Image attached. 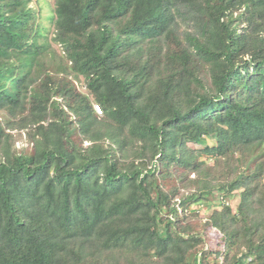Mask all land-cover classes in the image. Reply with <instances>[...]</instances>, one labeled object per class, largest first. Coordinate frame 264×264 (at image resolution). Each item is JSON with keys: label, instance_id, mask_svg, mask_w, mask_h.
I'll list each match as a JSON object with an SVG mask.
<instances>
[{"label": "trees", "instance_id": "1", "mask_svg": "<svg viewBox=\"0 0 264 264\" xmlns=\"http://www.w3.org/2000/svg\"><path fill=\"white\" fill-rule=\"evenodd\" d=\"M34 1L0 0V264H264V0Z\"/></svg>", "mask_w": 264, "mask_h": 264}, {"label": "rangeland", "instance_id": "2", "mask_svg": "<svg viewBox=\"0 0 264 264\" xmlns=\"http://www.w3.org/2000/svg\"><path fill=\"white\" fill-rule=\"evenodd\" d=\"M45 1H48V7L50 8H54V5H55V1L54 0H45ZM34 4L35 6L37 7L38 5L40 6H43L45 7L46 5L44 4L43 0H41L40 2H35L34 1ZM45 13H47V10L45 11ZM45 13L43 14L44 18H46V15ZM43 18V23L46 24L47 21L46 19ZM180 32L183 33V32H186V28L184 25H181V28H180ZM55 46V49L58 50V52H61L60 49H59V46L56 44V45H53ZM83 81V79H81ZM82 90H84L83 88H81ZM94 105H97L96 103H94ZM102 114V113H101ZM15 134H17V137H16V145H15V148H25V149H29L31 147V144L29 142H27L26 140H24V137L23 139L21 138V133H17V132H14ZM192 209L196 210V211H199L200 213V216L203 217L205 214H210L211 211L209 212L207 209H204L203 206H193Z\"/></svg>", "mask_w": 264, "mask_h": 264}, {"label": "built area", "instance_id": "3", "mask_svg": "<svg viewBox=\"0 0 264 264\" xmlns=\"http://www.w3.org/2000/svg\"><path fill=\"white\" fill-rule=\"evenodd\" d=\"M95 110H96V112H97L98 114H101V113H102V109H101V107H100L99 105H95ZM208 250H209V246H206V247H205V252H207ZM201 256H202V254L199 255V260L201 259ZM212 259L214 260L215 257H212ZM218 264H225V262H224V257H223V256H220V257L218 258Z\"/></svg>", "mask_w": 264, "mask_h": 264}, {"label": "clouds", "instance_id": "4", "mask_svg": "<svg viewBox=\"0 0 264 264\" xmlns=\"http://www.w3.org/2000/svg\"><path fill=\"white\" fill-rule=\"evenodd\" d=\"M94 108H95V106H94Z\"/></svg>", "mask_w": 264, "mask_h": 264}]
</instances>
